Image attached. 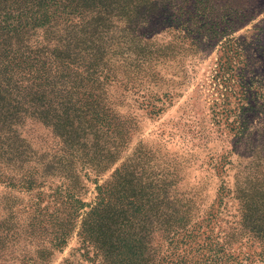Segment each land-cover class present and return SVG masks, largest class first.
Here are the masks:
<instances>
[{
    "label": "rangeland",
    "instance_id": "1",
    "mask_svg": "<svg viewBox=\"0 0 264 264\" xmlns=\"http://www.w3.org/2000/svg\"><path fill=\"white\" fill-rule=\"evenodd\" d=\"M206 15L217 32L170 28L160 9L134 32L160 50L150 61L105 56L92 82L121 124L100 144L114 158L81 159L18 84L0 124V264H264V0H209ZM72 81L52 78L62 92L47 101ZM100 201L118 215L104 252L82 237Z\"/></svg>",
    "mask_w": 264,
    "mask_h": 264
},
{
    "label": "trees",
    "instance_id": "2",
    "mask_svg": "<svg viewBox=\"0 0 264 264\" xmlns=\"http://www.w3.org/2000/svg\"><path fill=\"white\" fill-rule=\"evenodd\" d=\"M208 1L0 0V124H10L17 115L10 113L14 108V103H10L13 91L18 90L20 82H30L35 99L42 101L33 107L40 113L52 112L59 116L56 124L63 131V141H73L81 159L92 164L97 156L114 158L115 147L105 148L100 144L108 142L111 131L120 136L121 124L116 122L110 126L101 117L106 116L105 111L97 95L94 96L96 83L92 82L95 75L103 73L107 67L103 61L105 56L111 54V48L128 46L135 56H140L134 60L150 61L160 50L153 52L149 43L138 39L134 32L139 30L137 25L148 22L160 9L170 28L185 31L192 25L197 28V34L202 30L217 32L220 22L217 18L208 20L206 15ZM208 21L212 25L204 28ZM37 29L46 30V36L32 38ZM130 37L131 40L126 41ZM172 48L168 46L165 50ZM70 75L73 81L69 88H63L65 94L47 101L48 95L62 92L51 82L52 78L67 79ZM82 80L92 83L84 88ZM105 194L102 191V195ZM117 217L100 201L82 220V237L104 252L110 237L108 221L114 223ZM65 227L60 228L61 241L66 235ZM257 237L263 243L260 251L263 255L264 231ZM138 264L153 262L145 260Z\"/></svg>",
    "mask_w": 264,
    "mask_h": 264
}]
</instances>
